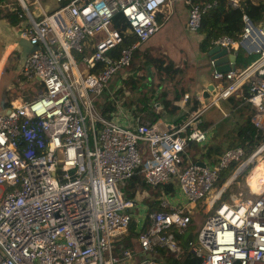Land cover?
<instances>
[{"label": "built area", "instance_id": "1", "mask_svg": "<svg viewBox=\"0 0 264 264\" xmlns=\"http://www.w3.org/2000/svg\"><path fill=\"white\" fill-rule=\"evenodd\" d=\"M169 1L69 0L35 19L19 0L28 22L22 33L37 48L24 57L17 77L33 92L31 99L15 98L0 111V264H127L135 253L141 258L130 264H157L158 247L174 258L188 250L199 264H264V183L252 189L247 182L257 162L264 168V142L248 155L239 145L226 148L213 164L184 162L186 147L207 139L206 130L190 125L245 84L250 121L264 130V20L257 25L243 13L237 39L213 40L257 56L241 69H214L217 84L208 104L191 110L180 126L127 119L119 107L106 118L95 104L111 77L130 66L135 48L158 30L157 13ZM185 3L187 29L196 32L214 1ZM229 4L239 7L240 0ZM117 14L123 20L115 27ZM233 163L231 181L213 192ZM138 170L153 187L172 184L190 206L208 197L210 205L189 232L191 212L162 193L147 222L135 218L136 251L116 253L138 202L126 197L125 184ZM244 171L245 184L235 188Z\"/></svg>", "mask_w": 264, "mask_h": 264}, {"label": "crops", "instance_id": "2", "mask_svg": "<svg viewBox=\"0 0 264 264\" xmlns=\"http://www.w3.org/2000/svg\"><path fill=\"white\" fill-rule=\"evenodd\" d=\"M258 1L252 0L253 3ZM262 1L264 3V0ZM37 2L35 3L31 0L30 6L25 2L35 19L39 18L42 11L52 12L67 4L69 0H38ZM188 9L189 5L185 3V0H170L157 13L158 30L147 41L135 48L130 66L119 70L116 73L118 77L114 76L116 74L113 75V78L111 77L112 80H109L107 87L95 101V104L99 101V106L102 107L106 101H111L115 109L109 112L110 116L119 107L127 119L140 118L150 123H156L165 129L184 124L190 118L191 110L201 108L204 103L208 104L210 95L214 92V86L217 84V81L212 77L214 66L207 57L206 51L201 47V43L205 37L204 34L198 31L191 32L187 29ZM174 19L177 22L174 31L172 30L175 38L164 42L162 41L163 34L159 31L164 25L171 23ZM27 23L25 19L19 25H2L0 27V32L12 40L6 45L0 56V71L2 64L6 61L9 54H12L16 47H21L22 53L18 58L19 65L15 71V77H18L19 67L24 58L22 54L26 52L30 53L32 48L28 37H22L24 35L22 30L28 25ZM132 39L133 37H130L129 42ZM176 40H181L182 44L176 42ZM232 50L229 49V51ZM135 54L136 56L134 57ZM161 55L168 57L174 64L175 69H177L171 71L169 75L170 80L168 81L161 80L165 76L160 74L157 67L150 62L152 58ZM235 66L236 69H241L237 65V54ZM185 94L189 95V101L186 103L183 101ZM246 95L247 86L245 84L227 99L219 100L218 105H212L200 113L194 122L195 124H191L190 127L197 126L206 130L207 139L202 142H192L189 144L185 149L184 162L189 160L197 163L211 164L223 150L236 146L237 131L243 123L244 118H246V112L240 109L242 104L248 103L245 98ZM198 96H201L202 100L198 99ZM146 97L149 100H147L148 104L145 105L144 101ZM239 100H241L239 104L234 105ZM194 101L197 102L198 106L192 109ZM167 102L176 106V110L172 111L169 108H165V103ZM151 119L154 121H151ZM209 150L213 152L209 153ZM214 150L218 153H215ZM143 156L144 160H146L147 152H144ZM263 170L264 168L257 163L247 176L248 178L252 175L251 177L255 179L257 174L258 188L264 183V181L258 180L261 174L264 173ZM254 183L256 184V182ZM234 187L238 188L240 185L236 182ZM250 187L256 189L253 188V185H250ZM166 198L168 199L167 196ZM172 198L173 200L169 201L171 204L177 205L180 208L182 207L183 212H191L192 218H194L188 231L193 232L197 228L196 224L201 222V216H204L210 205V198L208 197L207 201L204 200L194 207L188 205L184 197L178 192ZM147 206H145V212L148 210ZM135 256H138V259L134 258L133 261L127 264L136 263L140 260L141 256L138 253H135Z\"/></svg>", "mask_w": 264, "mask_h": 264}, {"label": "trees", "instance_id": "3", "mask_svg": "<svg viewBox=\"0 0 264 264\" xmlns=\"http://www.w3.org/2000/svg\"><path fill=\"white\" fill-rule=\"evenodd\" d=\"M211 7L203 14L201 19V24L198 32L204 34V39L201 43V47L204 51H207L209 47L213 46V40L222 35H227L233 39H237L242 32V14H247L255 24L260 25L264 20V3L262 0H259L256 3H253L252 0H240L239 7L233 8L229 4V0H190L191 4L203 3V2H213ZM25 11L22 8L21 4L16 1L0 0V19H4L11 26L19 25L23 20H25ZM123 20L122 15L117 14L113 18V26L118 27L119 23ZM129 43V38H127L124 44L116 46V48L111 52L114 56L118 55V51L121 46ZM237 65L239 68H244L249 65L257 56L255 53H247L242 48L237 50ZM136 54L134 55V57ZM156 67L160 74L164 75V78H161L162 81L170 80L169 75L171 71H175L174 64L166 56H159L152 58L151 61ZM16 90V89H15ZM23 94L28 93V91L22 92ZM148 97L145 98V105L148 104ZM239 101H236L234 105H238ZM97 107H99V112L103 117L109 118L110 113L115 109L114 104L111 101H106L102 107H100V102L97 101ZM198 106L197 102H193V106L196 108ZM165 108H169L172 111L176 110V106L170 102L165 103ZM244 112H246V118H244L243 123L240 125L239 130L236 135V145L242 146L245 150L246 155L251 153L257 146L264 142V130H257L250 121L253 109L250 104L245 103L240 106ZM151 121H154L151 119ZM215 153H218L214 150ZM213 152L209 150V153ZM209 156V155H208ZM185 158V156H184ZM216 161V160H215ZM213 161L211 164L215 163ZM237 163L231 164L228 168L223 170L220 174V177L217 183L223 184L227 178L231 175L232 169L236 166ZM255 167V166H254ZM253 167V168H254ZM141 168V167H140ZM139 168V169H140ZM126 197L133 199L138 190H145L149 193V197H154V202L151 206L148 207V212L158 209V201L156 200L162 193L167 197L174 196L178 191L172 184H163L153 187L147 184L144 181L143 175L138 170L135 172L125 184ZM149 203V198L145 199ZM148 200V201H147ZM150 205V204H149ZM147 212V211H146ZM138 235V223L134 217L131 218L127 233L123 235L118 242V246L115 249V252L118 253L122 249H130L135 252V242L133 239ZM178 238H185L187 235L177 234ZM193 236H190L192 238ZM157 264H199L200 259L195 257L190 251L184 250L183 253L178 257L174 258L170 255L169 251L164 248H157V251L153 254ZM137 260L138 256H134Z\"/></svg>", "mask_w": 264, "mask_h": 264}, {"label": "rangeland", "instance_id": "4", "mask_svg": "<svg viewBox=\"0 0 264 264\" xmlns=\"http://www.w3.org/2000/svg\"><path fill=\"white\" fill-rule=\"evenodd\" d=\"M13 1H16V0H13ZM17 1L19 2V0H17ZM30 1L31 0H25V2L28 4V6H30ZM176 26H177V22H176V19H174V21H171V23L164 25L161 28V30L159 32H161L163 34L162 41L166 42V41H169V39H171V38H175L172 30L174 31ZM22 37H24V35H22ZM11 41H12L11 38L6 37V35H3V33L0 32V56H1L2 52L4 51V49L6 48V45ZM176 42H179L182 44L181 40H176ZM21 53H22L21 47H19V46L16 47L15 51L12 54L10 53L11 55L9 54L6 61L1 66V71H0V111L2 108H6L10 104V102L15 98H22L24 100H30L32 95H33V92L31 91L29 86L24 85V86L20 87L18 85V79H17V77H15V71L19 65L18 58L21 55ZM1 63H2V61H1ZM77 63H78V67L81 69L79 58H77ZM114 76L118 77V74H116ZM114 76H112V78ZM112 78L110 79V81L112 80ZM24 91H28V93L23 94L22 92H24ZM191 155H192V152H191ZM142 159L144 160L143 154H142ZM255 162H256V160H255ZM237 165L238 164H236V166L232 169L231 173L236 169ZM263 172H264V170H263ZM247 174L248 173L246 171H244L240 176H238V179L236 182L240 186H243L245 184L244 180H245V177ZM251 176L252 175H250L247 178V182H248V184L253 185V188H257V185L259 183V182H257V174H256L255 179ZM258 180H260L262 182L264 181V173L261 174V176L258 178ZM254 182H256V184ZM223 184L216 182V184L214 186L215 190L213 192L217 191ZM231 191H233V190H231ZM231 191L230 190L226 191L227 193L224 194V198H225V196L226 197L229 196ZM211 197H212V195H211ZM146 198H149V203L146 202V200H145ZM153 198L154 197H151V196L149 197V193L145 192L144 190H139V193L137 195L135 194V199H137L138 202L133 209L134 210V218H137L139 221H141V220H144V222L148 221V219H149L148 214L149 213H148V210H147V212H145V206H147V205L151 206V204L154 202ZM168 200L171 202V200H173V198L171 196H168ZM148 206H147V208H148Z\"/></svg>", "mask_w": 264, "mask_h": 264}, {"label": "water", "instance_id": "5", "mask_svg": "<svg viewBox=\"0 0 264 264\" xmlns=\"http://www.w3.org/2000/svg\"><path fill=\"white\" fill-rule=\"evenodd\" d=\"M2 25L11 26L8 22H6L4 19H0V27ZM263 30H264V24H263ZM31 51L35 50L37 48L36 45H31ZM30 51V52H31ZM28 53H23V57H25ZM207 57L211 61L212 65L214 66V69L220 72H226L229 70L236 69L235 66V59L237 54V49H233L232 51H229L228 48L222 47L220 45H213L206 51ZM24 59V58H23ZM211 87V86H210ZM7 112H9V109H7ZM195 124V123H194ZM264 147V143L263 146ZM200 165H203V162H199ZM234 175V174H233ZM233 175L230 177L232 178ZM229 179L228 181H230ZM225 183L222 185V190L225 188Z\"/></svg>", "mask_w": 264, "mask_h": 264}, {"label": "bare ground", "instance_id": "6", "mask_svg": "<svg viewBox=\"0 0 264 264\" xmlns=\"http://www.w3.org/2000/svg\"><path fill=\"white\" fill-rule=\"evenodd\" d=\"M260 187H261V185H260ZM260 187H259V188H260ZM204 242H205L206 244H208V241H207V240H204Z\"/></svg>", "mask_w": 264, "mask_h": 264}]
</instances>
